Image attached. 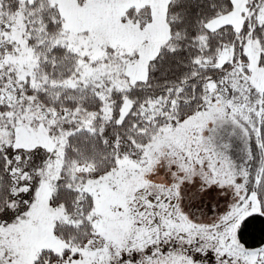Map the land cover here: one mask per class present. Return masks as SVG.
Returning a JSON list of instances; mask_svg holds the SVG:
<instances>
[{
    "label": "snow or ice",
    "instance_id": "6c2138e0",
    "mask_svg": "<svg viewBox=\"0 0 264 264\" xmlns=\"http://www.w3.org/2000/svg\"><path fill=\"white\" fill-rule=\"evenodd\" d=\"M264 0H0V264H264Z\"/></svg>",
    "mask_w": 264,
    "mask_h": 264
},
{
    "label": "trees",
    "instance_id": "16d2710c",
    "mask_svg": "<svg viewBox=\"0 0 264 264\" xmlns=\"http://www.w3.org/2000/svg\"><path fill=\"white\" fill-rule=\"evenodd\" d=\"M247 235L250 241L264 239V219L254 220L248 227Z\"/></svg>",
    "mask_w": 264,
    "mask_h": 264
}]
</instances>
